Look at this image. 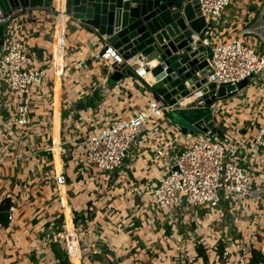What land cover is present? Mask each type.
Segmentation results:
<instances>
[{
  "label": "crops",
  "instance_id": "crops-1",
  "mask_svg": "<svg viewBox=\"0 0 264 264\" xmlns=\"http://www.w3.org/2000/svg\"><path fill=\"white\" fill-rule=\"evenodd\" d=\"M263 5L264 0H232L212 32L218 40L241 38L255 44L245 29L255 24ZM61 17L51 9H23L11 23L35 67L48 71L41 89L30 90L28 124L11 130L0 126V205L10 199L16 207L13 220L0 222V264H248L252 251L243 262L239 252L227 262L221 259L220 240L228 226H216L232 217L227 212L220 216L186 203L159 210L150 201L177 150L194 138L181 131L170 113L147 121L125 164L112 174L87 161V136L146 111L157 98L155 80L127 74L113 80L112 64L95 58L105 41L67 14ZM61 33L65 68L57 73L53 65ZM131 59L142 63L138 56ZM5 90L0 78L3 122L16 116L14 102L3 98ZM235 95L214 105V116L221 134H227L229 157L258 176L264 172V156L251 145L264 122L262 77L249 79ZM165 117L171 123L162 126ZM61 172L67 177L62 185L56 183ZM253 203L234 212L235 230L246 239L258 227L264 234V212ZM70 229L79 239L76 262L64 245Z\"/></svg>",
  "mask_w": 264,
  "mask_h": 264
},
{
  "label": "built area",
  "instance_id": "built-area-1",
  "mask_svg": "<svg viewBox=\"0 0 264 264\" xmlns=\"http://www.w3.org/2000/svg\"><path fill=\"white\" fill-rule=\"evenodd\" d=\"M195 1L199 16L205 17L207 21V27L199 37L210 54L207 57L205 76L207 83L190 96V99L195 101L201 97L202 89L208 87L210 83H215L217 87L234 86L232 92L235 91V95L242 90L239 89V84L247 78L261 76L264 82V5L259 11L255 24L245 29L247 35L255 38L256 43L252 45L241 38L218 40L219 37L211 30L212 24L218 22L232 4V0ZM56 12L62 18V13L66 14L65 4L63 11L57 8ZM15 13L7 17L0 13V22L6 24L4 42L0 49V78L6 85L3 98L13 101L16 109V116L7 122H3L0 118V126L7 130H11L10 127L13 125L19 127L28 124L30 90L41 89L48 71V67H35L34 56L26 51L25 41L16 27L11 24ZM102 50L104 52L101 51L95 58L106 60L112 65L123 62L121 54L111 44L105 43ZM64 53L65 38L62 37L57 51L58 58L54 60L53 65L57 73L64 72ZM136 62L132 59L126 61L135 75L146 77L149 74L147 64L143 60L139 64ZM178 104L184 107L188 103L178 101L169 104L163 98H156L149 103L146 111H139L127 120L99 127L85 140L87 161L100 172L112 174L120 169L131 154L133 145L139 141L147 121L171 113ZM160 123L162 126H167L171 122L169 117H165ZM187 135L194 137L193 140L188 146L177 150L171 159L169 170L154 185L150 201L156 208L175 210L182 208L186 203L193 208H206L210 213H219L220 216L227 212L234 218L236 206L244 200H251L264 210V172L258 176L250 174L242 164L229 157L227 134H221L217 122L207 132ZM251 147L264 156V122L259 124ZM158 153L163 154L162 151ZM66 182L65 173L56 175L57 184L62 185ZM15 210L14 205L9 207L10 221L14 218ZM227 235L228 233L225 234ZM221 239L223 242H228L224 236ZM228 244L232 245V243ZM64 245L68 256L73 257L76 247H79L77 234L66 233ZM230 249L231 247L226 245L222 252V257L227 261L233 255ZM247 249L246 254H249L247 258H250L251 250ZM260 250L264 254V248Z\"/></svg>",
  "mask_w": 264,
  "mask_h": 264
},
{
  "label": "water",
  "instance_id": "water-1",
  "mask_svg": "<svg viewBox=\"0 0 264 264\" xmlns=\"http://www.w3.org/2000/svg\"><path fill=\"white\" fill-rule=\"evenodd\" d=\"M55 1L0 0V13L7 17L23 9L56 11ZM65 8L71 19L85 25L121 54L123 62L112 65L113 80L135 75L126 61L138 56L155 80L152 87L157 98L169 104L185 102L207 83L209 51L199 37L207 21L199 16L195 0H65ZM5 28L6 24L0 22V45ZM249 79L243 80L239 89L245 88ZM234 89L210 83L202 89L201 97L184 107L178 104L171 114L185 135L207 132L217 122L212 106L218 98L233 96Z\"/></svg>",
  "mask_w": 264,
  "mask_h": 264
},
{
  "label": "rangeland",
  "instance_id": "rangeland-1",
  "mask_svg": "<svg viewBox=\"0 0 264 264\" xmlns=\"http://www.w3.org/2000/svg\"><path fill=\"white\" fill-rule=\"evenodd\" d=\"M210 54V51L209 53ZM236 96V95H234ZM233 96V97H234ZM228 100H232V98H227L225 99L224 101H228ZM223 100L222 99H217V101L215 102V104H218V103H221ZM169 116L171 117L172 121L174 123L177 122V120L173 117V115L170 113ZM179 123V122H178ZM245 201V200H244ZM244 201H242V203H240V206L237 208L236 206V210H235V213L238 212V209L241 207L243 209V207L245 206H249V203L254 206V203L253 201L251 200H246L244 203ZM248 201V202H247ZM261 210H263V208H260ZM253 210V212H256L257 210L255 208H251L250 211ZM264 212V210H263ZM254 220L256 221V219L254 218ZM235 224H236V220L235 218H232V217H227L226 220H224V222L222 223V225L220 226H216V228L218 229H223L225 226H228V229H227V233L228 235L225 236V239L226 241L228 242H223L222 240H220V243H225V245L231 247L232 246V253L235 254L236 252H239L240 255H241V259L239 260V262H243L244 259L246 258L245 257V254H246V249L247 250H251L256 247V248H259V249H262V246H264V234L262 235L258 230L259 227L255 230H249V233H250V236L247 237V239L245 238V236L243 235L244 232H237V230H235ZM258 231V232H257ZM226 234V233H224ZM248 234V233H247ZM249 235V234H248ZM228 237L230 239H228ZM245 242V246L243 247V243ZM228 243H232V245L228 244ZM225 250V248H224ZM223 260V262H227L226 259H224L223 257L221 258Z\"/></svg>",
  "mask_w": 264,
  "mask_h": 264
},
{
  "label": "trees",
  "instance_id": "trees-1",
  "mask_svg": "<svg viewBox=\"0 0 264 264\" xmlns=\"http://www.w3.org/2000/svg\"><path fill=\"white\" fill-rule=\"evenodd\" d=\"M11 201L10 199L4 200L1 205H0V222L3 225H7L8 223V212H9V207L11 206ZM225 245L221 244L220 245V252H223V247ZM264 262V254L259 248L254 247L252 249V258L249 261L248 264H261Z\"/></svg>",
  "mask_w": 264,
  "mask_h": 264
},
{
  "label": "bare ground",
  "instance_id": "bare-ground-1",
  "mask_svg": "<svg viewBox=\"0 0 264 264\" xmlns=\"http://www.w3.org/2000/svg\"><path fill=\"white\" fill-rule=\"evenodd\" d=\"M61 1L62 0H56L55 1V5L57 6V8H59V10L61 11H63V9H64V4H65V0H63V2L61 3ZM64 15V14H63ZM59 23H61V22H59ZM61 38H62V33L60 34V35H58V37H57V48H56V58H58L57 57V51H58V49H59V45H60V40H61ZM153 64H154V62H153ZM151 74H147L146 75V77H149ZM150 79H151V77H150ZM188 101V100H187ZM62 187V190L64 191V186H61ZM71 231V233L73 234V230L72 229H70ZM79 258H80V253H79V250H78V247H76V250H75V255H73V259L75 260V262H76V260H79Z\"/></svg>",
  "mask_w": 264,
  "mask_h": 264
}]
</instances>
